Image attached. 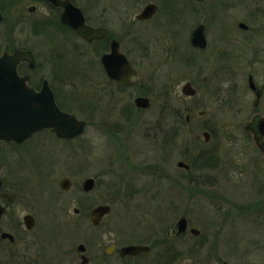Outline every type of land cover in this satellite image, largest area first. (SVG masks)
<instances>
[{
    "label": "rangeland",
    "instance_id": "1",
    "mask_svg": "<svg viewBox=\"0 0 264 264\" xmlns=\"http://www.w3.org/2000/svg\"><path fill=\"white\" fill-rule=\"evenodd\" d=\"M18 2L8 0L3 6L6 15L0 23V56L17 50L31 52L34 71L21 64L18 73L28 76L27 84L36 89L42 81L48 80L66 112L88 123L83 135L74 140H60L53 132L43 131L21 146L0 143V178L6 180L8 191L18 190L23 197L18 211L14 212L20 221L25 212L35 211L36 228L47 223L41 230L45 237L58 228L54 243L80 230L90 234V240H141L148 234L159 238V234L164 237L181 219H188L189 225L199 229L207 242L202 243L196 258L177 257L173 264H217L221 260L227 264H264V156L257 165L254 157L241 154L239 133L247 119L235 115L226 104L225 73L201 66L200 78L206 76L208 82L195 99L186 98L181 91L186 75H178V62L173 56L176 49L173 45L168 47L169 41L163 40L157 44L158 52L153 53L155 58L147 70L139 71L135 80L138 87L116 96L112 87L104 82L96 51L85 48L70 34L55 33L57 30L50 23L46 24L45 33L31 34L32 23L24 22L22 3ZM176 35L185 50L187 34ZM165 49L168 51L162 52ZM242 72L241 68L234 69V82L243 79ZM187 75L190 78L191 73ZM149 88L159 95L153 100L152 108L132 115L128 112L134 102L132 97L136 93L144 95ZM164 94L170 96L167 100L173 106L196 107L193 123L185 125L180 133L176 130L173 137L168 135L164 142L167 149L160 148V140L157 144L154 142L165 101L160 97ZM245 105L238 103L237 106ZM201 110L208 111L213 121L211 127L218 133L212 146L219 147L217 162L223 161V164L221 170L209 171L196 182L177 167V163L191 160V154L197 150L194 140L198 133L203 144L200 148H208L198 118ZM233 136L240 137L237 144L228 139ZM150 139L152 144L149 145ZM241 158L244 161H240ZM230 159L231 164L225 163ZM30 162L38 164L41 174L46 173V179L42 177L38 184L37 173L28 165ZM224 163L228 167L223 166ZM97 175L98 186L86 197V204L91 206L89 210L106 203L113 208L94 231L86 218L88 210L82 209L81 215L74 211L81 208L76 201L79 197H72L75 191L60 190L59 183L68 176L77 188L85 178ZM133 191L137 192L136 196L129 197ZM37 200L46 208L45 212ZM49 212L59 215L55 226L48 220ZM187 236L194 238L190 233ZM74 237L79 243L86 242L79 233L71 235V239L75 240ZM185 238L174 242L183 247V255H190L188 244L191 243Z\"/></svg>",
    "mask_w": 264,
    "mask_h": 264
},
{
    "label": "flooded vegetation",
    "instance_id": "2",
    "mask_svg": "<svg viewBox=\"0 0 264 264\" xmlns=\"http://www.w3.org/2000/svg\"><path fill=\"white\" fill-rule=\"evenodd\" d=\"M17 1L22 3L24 22L32 23L29 30L31 34L45 33L46 24L50 23L57 30L55 33L70 34L83 46L85 45V48L96 51L99 57L98 66L103 74L104 82L112 87L116 96L120 92L138 87L135 85V80L139 71L147 70L148 64L155 58L153 53L158 52L157 44L163 40L169 41L168 47L171 48L173 45L176 49L173 56L175 62H178L177 71L180 72L178 75H186V79L181 82V91L186 98L195 99L205 88L204 84L208 82L206 76L200 78L201 66L223 71L226 75L224 87L228 93L226 104L235 115L247 119L242 132L239 133L242 141L241 154L242 156L250 155V158L254 157L257 165L261 162V156H264V0H12V2ZM7 2L8 0H0V23L5 20L6 14L3 6ZM80 21H83L84 27L94 34H99L100 37L92 41L82 38L76 28ZM176 34H187L185 50L181 48ZM242 45H244V50ZM114 48H117L118 52L125 57L135 72L129 79V83L111 79L105 70L102 57L111 54ZM167 51L165 49L162 52ZM172 54L170 53L169 56L173 57ZM162 56L161 54V58ZM21 64L27 65L28 70L30 69L28 62ZM117 66L119 67L120 64L117 63ZM236 68L243 70V79L234 82L232 75ZM187 73H191L190 78ZM42 85L43 81L35 89L39 91ZM49 86L60 109L66 111L59 104L57 93L50 82ZM158 96L156 90L151 88L144 95L136 93L132 97L134 102L128 112L133 115L149 110L152 108L153 100ZM139 97L149 100L148 108L137 107L136 99ZM169 97L168 94L160 97L165 98V101L159 114V133L154 140L155 144L160 140V148L164 149L168 148L164 143L168 135L173 137L176 130L180 133L185 125L193 123L192 114L196 112V107L193 105L173 106L167 100ZM238 103L246 105L238 107ZM206 117H208L207 110L198 112V118L202 123V137L208 148L204 150L200 148L203 144L198 133L195 135V140L193 139L197 150L191 154V160L177 163V167L186 171L187 175H190L196 182L209 171L221 170V163L223 164V161L217 162L220 155L219 147L212 146V141L217 140L218 133L211 127L212 119L208 117L206 120ZM87 126L86 122L85 127ZM196 126L199 128L200 125ZM228 139L236 142L240 140V137L233 136ZM24 143L7 144L21 146ZM83 150H86L85 146ZM228 161L231 164L232 159L225 163ZM240 161L244 160L241 158ZM28 165L37 173L36 184L41 182L42 177L46 179V173L41 174L37 169L38 164L30 162ZM223 166L228 167L227 164ZM71 170L77 173L73 167ZM238 172L242 175L240 171ZM68 176L60 181V190L69 192L73 189L75 191L72 197H79L76 201L80 202L79 206H81L74 210L75 213L81 215L82 209L88 210L86 218L89 220V227L97 231L113 208L111 204L106 203L89 210L91 206L86 204V197L98 186V175L85 178L77 185V188H75L73 179ZM90 179L94 183L91 189L87 190L86 181ZM65 180H68L67 189L62 187ZM6 188V180L0 178V264H173L177 257L196 258L202 243L207 242L199 229L189 225L188 219H181L185 220L183 228H179V222H177L164 237L159 234V238L148 234V237L141 240L124 241L114 238L107 241H103L102 238L90 240L91 235L80 230L76 233L83 236L85 243H79L76 237H74L75 240L71 239V235H76L75 232L68 234V238L52 243L58 228L50 234L51 236L45 237L41 230L46 228L47 223L36 228L38 218L35 211L25 212L20 221L14 212L18 211L23 202L22 194L18 190L8 191ZM136 193V191L131 192L129 197L136 196ZM39 202L40 200H37L38 205ZM102 206H109V212L103 216L94 214ZM41 209L43 212L46 211L45 207ZM49 214L51 217L47 219L51 220L55 226L54 221L59 222V215L55 212H49ZM189 233L194 238L187 236ZM61 234L60 232L59 235ZM32 236L37 238H31ZM184 238L191 243L188 244L190 255H183L181 251L183 247L180 248L175 243ZM131 247H138V249L129 253L126 249ZM217 264L227 263L221 260Z\"/></svg>",
    "mask_w": 264,
    "mask_h": 264
},
{
    "label": "water",
    "instance_id": "3",
    "mask_svg": "<svg viewBox=\"0 0 264 264\" xmlns=\"http://www.w3.org/2000/svg\"><path fill=\"white\" fill-rule=\"evenodd\" d=\"M76 28L79 35L88 41L100 37L84 27L83 21H80ZM24 61L29 62L30 69L35 68L32 53L28 51L17 50L13 54L5 53L0 57V142L21 144L45 129H52L59 138L66 139L82 134L86 122L59 108L47 80L43 82L42 89L36 91L28 86V76L19 75L18 66ZM102 63L111 79L129 83L130 77L135 73L117 48H114L111 54L104 55ZM117 63L120 64L119 67ZM136 105L139 108H147L149 100L139 97L136 99ZM67 183L68 180L63 181L62 187L67 189ZM93 183V180H87L85 188L91 189ZM109 210V206H102L94 214L103 216ZM184 224L185 220H181L178 227L183 228ZM137 249L138 247H131L126 250L132 253Z\"/></svg>",
    "mask_w": 264,
    "mask_h": 264
}]
</instances>
